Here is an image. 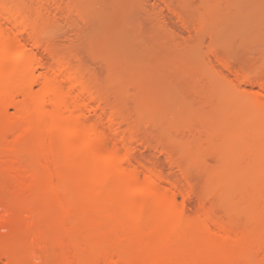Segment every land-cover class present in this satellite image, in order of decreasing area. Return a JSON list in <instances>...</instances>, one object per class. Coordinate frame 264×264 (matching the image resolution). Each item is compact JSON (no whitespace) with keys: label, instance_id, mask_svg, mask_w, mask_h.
Returning a JSON list of instances; mask_svg holds the SVG:
<instances>
[{"label":"bare ground","instance_id":"6f19581e","mask_svg":"<svg viewBox=\"0 0 264 264\" xmlns=\"http://www.w3.org/2000/svg\"><path fill=\"white\" fill-rule=\"evenodd\" d=\"M66 1L0 0V151L14 178L0 198V264H264V75L212 53L242 107L227 110L226 128L206 132L211 143L227 140L209 168L211 199L190 206L191 162L164 149L175 176L136 156L153 144L152 120L46 34L52 12L73 6ZM161 3L194 32L206 27L202 13L189 25ZM17 230L24 237L10 244Z\"/></svg>","mask_w":264,"mask_h":264},{"label":"rangeland","instance_id":"374dc122","mask_svg":"<svg viewBox=\"0 0 264 264\" xmlns=\"http://www.w3.org/2000/svg\"><path fill=\"white\" fill-rule=\"evenodd\" d=\"M169 1L188 16L189 25L196 24L201 13L205 15L203 26L207 28H196L195 33L194 26L186 27L161 0H71L74 8L65 10L64 6L52 12V23L46 30L50 37H46L52 38L58 49L78 55L84 66L98 75L102 87L115 92L121 103L152 120L153 144L139 146L136 156L175 176L179 172L169 164L164 149L191 162L189 174L195 195L189 204L195 206L199 197L211 199L209 168L219 163L217 148L227 140L221 135L211 143L207 133L216 125L226 128L227 110L242 107V91L234 89L235 97H230L232 86L223 79L228 73L212 53L242 72L264 75V0ZM204 2L211 5L210 10ZM247 116L243 114L240 120L246 123L252 119ZM0 153V198H7L14 178L2 169L4 155ZM239 178L238 174L233 177L235 181ZM229 206L226 201L215 203L222 214L229 212ZM24 235L17 230L8 242L15 244Z\"/></svg>","mask_w":264,"mask_h":264}]
</instances>
